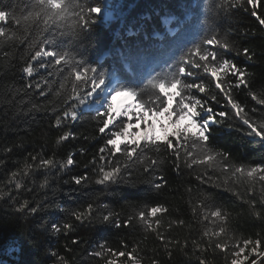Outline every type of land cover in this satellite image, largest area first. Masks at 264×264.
Instances as JSON below:
<instances>
[{
	"label": "trees",
	"instance_id": "trees-1",
	"mask_svg": "<svg viewBox=\"0 0 264 264\" xmlns=\"http://www.w3.org/2000/svg\"><path fill=\"white\" fill-rule=\"evenodd\" d=\"M110 2L113 5L110 9L112 18L99 24L92 34L91 41L95 43V48L88 47L83 51L89 64L103 67L106 72L115 71L122 79L127 77L131 80L132 73L124 68L118 56L127 47L137 43L144 48L168 45L174 39L171 32L183 28L182 43L190 48L193 42L215 33L222 40L228 39L238 49H249L252 60L246 59L243 54L237 55L206 45L246 70L248 88H233L235 77L229 76L225 78V89L231 90L234 99L244 106L253 121H264V105L257 104L249 94L250 91L258 95L264 93V26L251 15L250 5L248 11L240 8L220 11L218 8L213 10L218 0ZM26 3L27 0H0V9L20 16ZM255 10L264 17V0ZM0 25L12 30L19 27L15 23L0 22ZM130 32L134 35H129ZM88 44L89 41H85L86 47ZM26 48L27 42L15 46L8 42L0 44V244L13 241L20 248L18 254L14 252L17 255L14 258L2 256L9 259V264H105V257L93 255L94 251L100 250L101 244L129 252L136 248L135 255L140 258V264H200V258L205 259L206 264H230L225 260L227 249L225 252L218 249L213 251L208 247V237L203 236L205 231L209 235L218 231L221 223L218 220L215 223L211 219L204 220L203 215H199L204 205L209 206L204 209L205 212L213 207H222L229 213L226 225L229 237L264 241V204L261 203L264 200V181L259 179L258 174L253 178L245 175L237 179L230 174L226 176L218 163L199 165L191 163L190 158L188 166L183 149L177 161L171 149L164 150L162 141H157L161 146V152L157 153L154 146L144 148L145 142L141 140L143 153L137 149V154L131 160H126L122 151L114 156L107 150L100 153L99 149L105 147V134L98 131L101 125L92 119L95 113L86 106L77 120L68 119L60 129L55 127V116L60 113H54L52 109L60 104V100H54L51 92L46 95L40 92L46 91L49 85L53 89L59 88L63 73H57L59 66H50L27 77L21 71L24 61L20 59ZM180 55L181 51L175 50V58L179 59ZM133 70H136L135 66ZM192 71L198 72L196 69ZM198 75L208 85L207 91L217 93L215 100L209 99L207 94L195 93L205 102V107H211L214 113H232L224 94L215 89L214 82H209L202 71ZM34 81L40 82L39 89L35 84L27 86ZM150 92L151 89L146 90L145 99H148ZM33 105L44 107L40 111H29ZM125 105L127 102L123 103L121 98H117V108ZM213 118L217 120V123H210L209 129V144L213 150L223 153L234 167H264V142L247 135L246 126L237 118H221L201 110V122L205 119L211 122ZM62 131H70L72 137L57 144ZM160 135L163 133L160 132ZM120 147L123 150L125 144ZM176 147L179 148V145ZM188 148L193 155L200 151L191 142ZM70 154L73 155L74 164L61 168L60 165ZM34 155L37 156L35 161L32 160ZM137 155H140L139 161ZM40 156L52 159L55 166H39ZM100 156L105 159L100 160ZM145 156L150 159H145ZM160 159L164 161L163 164L151 163ZM26 163L31 165L27 175L24 174ZM109 163L121 168L123 178L106 184L95 183L98 165ZM154 169L156 175L164 177L163 181H156L164 185L159 191L150 182ZM13 172L17 173L15 177L12 176ZM77 177H87V180L76 184ZM124 179L131 183H125ZM15 182L21 184L19 189L14 187ZM42 184L44 187H41ZM226 188L234 189L241 196L233 195ZM208 196L211 199H206ZM25 200L28 207L17 211ZM244 200L253 201L255 210L261 212L262 218L258 219ZM89 205L93 208L92 222L77 221L72 213L84 212ZM156 205L168 209L166 213L157 214L160 220L157 231L172 241L169 245L171 255L163 247V242L157 239L156 232L145 231L138 219L126 227L100 223L95 219L111 211L127 224L129 216ZM34 207L38 210L32 213L31 208ZM65 221L73 225L72 230L59 234L51 230L52 226L62 225ZM179 221L184 223L180 224ZM193 241L199 247H194ZM125 244L127 249L123 247ZM253 259L257 257L250 256L248 264Z\"/></svg>",
	"mask_w": 264,
	"mask_h": 264
},
{
	"label": "snow or ice",
	"instance_id": "snow-or-ice-1",
	"mask_svg": "<svg viewBox=\"0 0 264 264\" xmlns=\"http://www.w3.org/2000/svg\"><path fill=\"white\" fill-rule=\"evenodd\" d=\"M261 3L262 0H218V3L213 5V10L240 8L248 11L250 5L251 15L264 26V17L258 15L255 10ZM112 8L110 0H27L20 16L0 9V22L15 23L19 26L18 29L12 30L0 25V44L8 42L15 46L17 43L27 42V48L20 57L24 61L21 71L27 77H32L41 69L47 70L50 66H59L56 69L57 73H63L59 80V88L53 89L49 85L46 91L40 92L41 95L51 92L54 100H60V104L54 105L52 109L54 113H60L55 116V127L60 129L68 119L77 120L86 106L90 112L95 113L92 119L97 120L101 125L98 131L105 134V147L99 149L100 153L107 150L114 156L122 151L126 160H131L133 155L137 154V149L143 153L141 140L145 142L144 148L154 146L157 153L161 152V146L157 144V141H162L164 150L171 149L177 161L180 160V150L183 149L186 157L185 164L188 166H190L189 158L191 163L199 165L213 162L220 165L226 176L230 174L239 179L240 176L246 175L248 178H253L258 174L259 179L264 181V167H234L223 153L213 150L209 144V129L210 123H217V120L213 118L211 122L207 119L201 122L199 119L201 110L221 118L226 116L237 118L242 125L246 126L247 135L258 137L260 142H264V121L259 123L253 121L245 112L244 106L234 99L231 90L225 89L227 83L225 78L229 76L235 77L233 88H248L249 80L246 70L224 59L220 53L206 45L235 52L237 55L243 54L246 59L252 60L249 49H238L228 39L222 40L215 33L205 36L199 42H193L192 47L188 48L182 43L184 29L180 28L171 32L174 39L168 45L160 44L158 47L144 48L137 43L127 47L124 52L118 53L120 63L133 75L131 80L127 77L122 79L115 71L106 72L103 67L92 66L83 55V51H86L88 47L95 48V43L91 41L92 34L99 24L112 18L110 11ZM129 35L134 33L130 32ZM160 39L163 38L160 37ZM85 41H89L87 47ZM177 49L181 51L179 59L175 58ZM193 69L202 71L209 82H214L215 89L224 94V99L232 109V113L224 111L214 113L211 107H205V102L195 93L207 94L211 100L216 99L217 93L207 91L208 85L199 77L198 72L192 71ZM33 84L37 89L41 86L39 81L30 82L27 86L32 87ZM147 89H151V92L148 94V99H145ZM249 94L257 104L264 105V93L258 95L250 91ZM118 97H128L130 103L117 108ZM62 105L67 106L61 107ZM43 107L33 105L29 111H40ZM133 119L135 123H132ZM157 129L163 135H157ZM70 137H72L70 131H62L56 142L60 144L68 141ZM189 142L199 147L200 151L197 155L191 153L188 148ZM121 144H125L123 150L120 147ZM108 145H111V148H108ZM177 145L179 148L176 147ZM144 158L150 159L146 156ZM99 159L104 160L105 157L100 156ZM32 160H37V156H32ZM137 160H140V155H137ZM39 162V166H55L52 159L43 156L39 157ZM74 162L73 155L70 154L60 167L73 165ZM151 163L159 165L164 161L152 160ZM176 166L179 167V164L177 163ZM30 167L31 165L25 164V175ZM125 167L127 168L128 165L125 164ZM98 169V178L95 181L97 184L116 182L117 178H123L121 168L111 163L98 165ZM155 173L156 169L153 170V178L150 182L159 191L164 185L156 181H163L164 177ZM16 175L17 173H12L13 177ZM82 180L86 181L87 177H77L75 183L81 184ZM124 182L131 183L128 179H124ZM14 187L19 189L21 184L15 182ZM41 187L44 185L42 184ZM225 190L232 191L237 197L241 196L234 189L226 188ZM206 199L211 197L208 196ZM244 203L249 205L258 219L262 218L261 212L255 210L253 201L244 200ZM261 203L264 204V200ZM26 207H28L27 200L17 211H22ZM208 208V205H204L199 215H203L204 220L211 219L213 223L217 220L221 222L218 231H213L211 235L208 231L203 233L204 237H208V247H211L213 251L218 249L222 252L227 249L225 260L230 261V264H248L250 256L257 257L251 260L250 264H264V241L229 237L226 227L229 213L222 207H213L205 212L204 209ZM37 210L35 207L31 208L32 213ZM167 211L168 209L163 205L152 206L129 216L127 224L121 222L117 218L118 214L111 211L95 219L100 223H112L116 227H126L131 225L133 220L138 219L145 231L156 232L157 239L163 242V247L171 255L169 245L172 241L168 240L162 232L157 231L160 226L157 214ZM193 211L196 213V208ZM72 215L81 223L84 220L92 222L93 208L89 205L86 211L73 212ZM179 223L184 222L179 221ZM72 228L73 225L65 221L62 225L52 226L51 230L59 234L62 231H70ZM193 245L199 247L196 241H193ZM123 247L127 249L126 244ZM99 248L100 250L94 251L93 255L105 257V264H140V258L135 255L136 248H133L131 252L114 250L105 244H101ZM121 257L126 259L120 260ZM200 264H206L205 259L200 258Z\"/></svg>",
	"mask_w": 264,
	"mask_h": 264
},
{
	"label": "built area",
	"instance_id": "built-area-1",
	"mask_svg": "<svg viewBox=\"0 0 264 264\" xmlns=\"http://www.w3.org/2000/svg\"><path fill=\"white\" fill-rule=\"evenodd\" d=\"M19 245L14 243L13 241L0 244V264H9V259H3L2 256H9L10 258H14L17 255H14V252L19 253Z\"/></svg>",
	"mask_w": 264,
	"mask_h": 264
},
{
	"label": "rangeland",
	"instance_id": "rangeland-1",
	"mask_svg": "<svg viewBox=\"0 0 264 264\" xmlns=\"http://www.w3.org/2000/svg\"><path fill=\"white\" fill-rule=\"evenodd\" d=\"M118 98H121L122 99V101H123V103L124 102H127V104H129L130 103V100H129V98L128 97H118ZM135 123V122H134ZM157 135H160V132H159V130H157Z\"/></svg>",
	"mask_w": 264,
	"mask_h": 264
}]
</instances>
